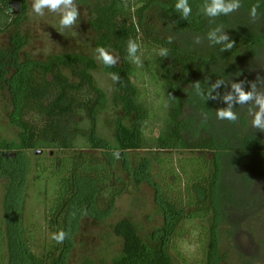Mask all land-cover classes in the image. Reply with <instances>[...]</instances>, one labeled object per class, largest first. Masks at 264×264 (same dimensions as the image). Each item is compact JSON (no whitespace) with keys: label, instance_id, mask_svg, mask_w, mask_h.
Returning a JSON list of instances; mask_svg holds the SVG:
<instances>
[{"label":"trees","instance_id":"16d2710c","mask_svg":"<svg viewBox=\"0 0 264 264\" xmlns=\"http://www.w3.org/2000/svg\"><path fill=\"white\" fill-rule=\"evenodd\" d=\"M13 2L21 3L18 16L11 12ZM77 2L93 14L95 48L104 47L118 57L115 66L103 64V69L119 75V102L132 125L117 123L115 146L99 138L97 110L105 94L95 84L92 72L98 64L91 56L73 51L46 61L31 60L22 52L26 41L12 39L6 53L0 52V86L9 90L14 106L10 120L20 134L17 142L0 141V189L4 188L0 264H68L83 223H101L111 215L116 200L127 190V177L154 189L163 224L147 240L134 222L116 226L123 251L112 264H174L173 244L188 238L183 225L193 221L202 224L191 231L198 236L202 264H220L219 230L230 215L220 193L222 142L211 126L217 118L214 95L202 99L194 84L199 82L202 94L208 95L210 89L203 83L207 75L222 80L221 86L241 75L262 53L264 35L240 28L233 13L207 17L200 11L205 0H188L192 13L187 19L175 10L177 0ZM240 2L247 14L257 3V12L264 10V0ZM26 13L24 0H0V35L19 25ZM217 26L222 27L217 36L226 34L234 41L230 50L221 51L223 45L207 39ZM129 39L140 45L137 55L142 49L151 54L148 65L162 81L166 112L156 137L145 134L152 114L133 80L136 69L127 55ZM161 48L168 50L167 57L158 55ZM224 141L229 145V139ZM45 150L55 155L34 161L29 154ZM11 151L13 157L4 154ZM172 151L191 156L175 160ZM47 177L59 182L48 226L52 233L63 230L67 235L63 243L54 241L47 255L36 256L22 215L31 179Z\"/></svg>","mask_w":264,"mask_h":264},{"label":"rangeland","instance_id":"374dc122","mask_svg":"<svg viewBox=\"0 0 264 264\" xmlns=\"http://www.w3.org/2000/svg\"><path fill=\"white\" fill-rule=\"evenodd\" d=\"M24 1L27 13L19 25L9 33L0 35V52L6 53L11 47L12 39L17 36L26 41L22 52L31 60L46 61L73 51L91 56L98 64V69L92 72L95 84L105 94V100L97 110V133L102 141L115 146L117 123L122 121L125 126L131 127L132 118L125 117L119 102L116 81L105 72L103 63L98 59L96 34L91 27L94 18L91 9L84 8L75 0L79 17L71 28L62 29L58 13L45 9L44 15L38 16L32 10L33 0ZM232 13L233 17H238L236 23L240 28L245 27L264 35V10L262 13L257 12L255 19L243 10L242 5ZM110 53L118 60L114 52ZM149 55L151 56L149 52L141 50L139 56L142 65L135 64L133 80L152 114L145 134L156 137L164 127L166 108L162 81L158 76L155 77L148 65L151 61ZM258 57L243 69L241 75L229 79L232 82L228 81L225 86L220 85L211 90L215 97L216 110L231 106L238 115L236 122L216 118L211 123L215 128L213 132L222 142L220 150L223 157V177L220 193L225 195V200L227 198L226 202H221L226 207L224 210L230 214L219 230L220 264H264V131L251 125L258 105L254 101L244 105L236 103L237 94L231 87L232 83L243 82L242 87L247 86L249 91L251 84L256 83L255 91L264 93V48ZM23 60L24 57H21V61ZM217 81L218 79L208 75L203 79L204 85L209 89ZM229 95L232 96L231 100L226 99ZM13 112L9 90L0 86V141L17 142L19 138L20 130L10 120ZM189 113L192 114L190 109ZM247 121L249 124L245 127ZM224 138L229 139V145ZM11 153L15 152H4L8 157H13ZM50 153L55 155L50 150H45L41 155H36L34 151L29 152L32 160L39 156L46 157ZM170 154L175 160L191 156L189 152L183 151H172ZM143 155L144 153L139 154ZM126 181L127 190L116 200L107 219L101 223H83L80 234L74 240L75 248L68 264H112L123 251V240L117 236L115 228L124 221L136 223L145 240L162 226L163 218L158 213L154 189L144 181L135 182L130 177ZM58 190L59 182L51 177L37 182L31 179L28 187L22 218L30 249L36 256L47 255L53 246V233L48 226V219ZM3 197L4 188H1L0 201ZM200 224L193 221L183 225L188 238L179 239L173 244L175 248L171 250V256L174 264H202L204 256L199 248L198 236L191 235V231H195Z\"/></svg>","mask_w":264,"mask_h":264},{"label":"clouds","instance_id":"9594fccd","mask_svg":"<svg viewBox=\"0 0 264 264\" xmlns=\"http://www.w3.org/2000/svg\"><path fill=\"white\" fill-rule=\"evenodd\" d=\"M241 7L240 0H205V3L201 6L200 11L209 18H215L220 15H229L230 13L238 10ZM260 5L254 4L250 9V16L255 19L257 17V9ZM47 9L50 12L58 13L60 15L59 25L62 29L71 28L77 21L79 17V10L76 6L75 0H33L32 10L38 16L44 15V10ZM175 10L181 14L182 19H187L191 13L192 8L188 3V0H177L175 3ZM222 29L221 26H217L215 29L210 30L207 33V39L211 44H221L223 47L221 51L230 50L234 46V41L226 34H221L217 36V32ZM171 42V41H169ZM199 37L196 38V43H200ZM140 49V45L132 39L127 42V55L130 62L136 64L137 66L142 65V60L139 55H137ZM96 52L99 53L98 59L107 67H113L117 63V58L112 55L104 47H97ZM158 55L162 57H167L168 50L166 48H161ZM112 79L114 81H119L120 77L118 74H112ZM259 79V78H258ZM223 83L222 80H218L214 85L211 86L208 95H204L201 92V86L199 82L194 84V88L202 99H208L211 90L219 87ZM243 82L232 83L231 87L235 91L236 103L244 105L249 101H254L258 105V110L251 121L252 127L264 131V93H258L255 91L256 83L251 84V90L245 91L242 87ZM215 98V97H212ZM226 99L231 100L232 96L229 95ZM216 116L220 120H228L230 122H236L238 115L232 110V107L226 109H217ZM119 154L117 153V156ZM66 233L60 230L53 233L51 239L57 243H63L66 238Z\"/></svg>","mask_w":264,"mask_h":264},{"label":"water","instance_id":"95a60500","mask_svg":"<svg viewBox=\"0 0 264 264\" xmlns=\"http://www.w3.org/2000/svg\"><path fill=\"white\" fill-rule=\"evenodd\" d=\"M10 8L13 15L18 16L21 14V3L13 2L10 4ZM41 154L42 152H36V155H41Z\"/></svg>","mask_w":264,"mask_h":264}]
</instances>
